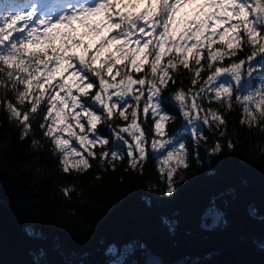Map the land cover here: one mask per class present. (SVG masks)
<instances>
[{"label": "snow or ice", "instance_id": "obj_1", "mask_svg": "<svg viewBox=\"0 0 264 264\" xmlns=\"http://www.w3.org/2000/svg\"><path fill=\"white\" fill-rule=\"evenodd\" d=\"M253 63L264 69V0H0V105L19 123L20 138L38 125L60 153L64 173L86 172L97 158L115 171L125 156L129 169L143 172L151 156L158 161L163 187L157 191L164 202H174L180 194L177 175L183 180L192 161L200 163L198 148L190 159L192 146L201 140L206 144L205 133L213 128H225L219 137L226 136L224 112L205 108V102L230 111L234 98L245 116L241 125L264 130V83L257 88L255 80L244 81L245 75L252 76ZM181 68L189 73L191 87L181 81L176 88L174 77ZM174 111L186 123L174 126L169 135ZM116 120L122 123L102 134L99 126ZM107 136L115 137L108 149ZM97 146L100 151L93 150ZM234 150L231 139L222 143L218 138L205 149V161L212 175L216 169L240 172L239 196L248 183L243 175L247 162L227 155ZM71 190L64 187V196ZM222 207L213 208L220 227L228 224ZM248 215L264 222V209L255 205ZM164 223L175 233V219L165 217ZM25 230L33 239L44 238L31 225ZM54 247L62 249L61 242ZM109 247L114 255L125 254L114 244ZM258 247L264 251V238ZM139 249L147 251L137 244L127 259L109 264H165L133 258ZM51 251L43 245L32 248L34 259L13 264H54Z\"/></svg>", "mask_w": 264, "mask_h": 264}, {"label": "trees", "instance_id": "obj_2", "mask_svg": "<svg viewBox=\"0 0 264 264\" xmlns=\"http://www.w3.org/2000/svg\"><path fill=\"white\" fill-rule=\"evenodd\" d=\"M27 2L17 0L19 4ZM253 68L252 76L245 75L244 81L251 84L255 80V87L259 88L264 83V69L256 63ZM174 78L176 88L181 81L185 88L191 87L189 73L183 68ZM208 107L224 112L226 136L219 137L225 128H213L205 133L209 137L206 144L201 140L199 146H192L190 159L198 148L200 163L193 160L189 169L183 171V180L177 175L180 194L176 201L164 202L157 191L163 187L157 159L150 156L143 172L129 169L125 156L117 162L115 171L97 158L86 172L64 173L58 163L60 153L43 136L44 130L33 124L29 135L21 139L19 123L9 119L0 105V264L32 260V248L42 245L52 248L49 259L54 264L64 259L109 264L127 259L137 244L149 247L168 261L188 257L196 259L194 264H222L225 260L264 264V251L258 247L264 238V222L248 215L250 205L264 209V130L241 125L245 116L234 98L230 111L205 102V108ZM172 116L167 127L169 135L174 126L184 122L179 111ZM120 123L116 120L111 126L99 127L104 130L102 134H107ZM107 138L110 143L106 149L115 137ZM218 138L222 143L226 139L234 142L235 150L227 153L229 157L247 162L243 175L248 183L240 189L239 196L235 186L240 172L222 169H216L215 175L208 172L205 149ZM69 186L74 190L65 197L62 189ZM218 205H223L220 209L226 212L228 224L204 230L200 226L203 212L208 206ZM165 217L176 220L175 233L168 231ZM28 225L43 233L44 238L29 236L25 230ZM22 239L28 243L21 245ZM57 241L62 244L60 250L54 247ZM113 244L124 249L125 254L114 255L109 247ZM133 258L143 260L142 249Z\"/></svg>", "mask_w": 264, "mask_h": 264}, {"label": "water", "instance_id": "obj_3", "mask_svg": "<svg viewBox=\"0 0 264 264\" xmlns=\"http://www.w3.org/2000/svg\"><path fill=\"white\" fill-rule=\"evenodd\" d=\"M201 224H202V227H204L205 229H207L209 231H211L216 225H218L217 218L215 217V215L213 213V208H208L207 211L202 215ZM206 225H211V226L209 227ZM145 254H146V261H151L154 259L162 260L157 255L153 254L149 249H147V251H145ZM162 261H164V260H162ZM184 261H185V259H180L174 263H168L166 261H164V262H165V264H181Z\"/></svg>", "mask_w": 264, "mask_h": 264}, {"label": "rangeland", "instance_id": "obj_4", "mask_svg": "<svg viewBox=\"0 0 264 264\" xmlns=\"http://www.w3.org/2000/svg\"><path fill=\"white\" fill-rule=\"evenodd\" d=\"M64 135H65V138H68L67 134H64ZM72 144H73V146H76L78 148V150H81V147L79 146V142L76 141L74 138H73ZM74 171L75 170H71L70 172H74Z\"/></svg>", "mask_w": 264, "mask_h": 264}]
</instances>
